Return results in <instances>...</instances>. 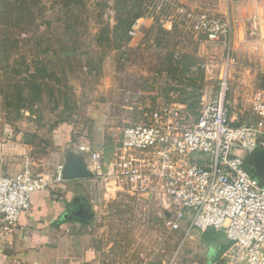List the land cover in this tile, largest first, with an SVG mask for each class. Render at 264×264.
Listing matches in <instances>:
<instances>
[{"label":"rangeland","instance_id":"rangeland-1","mask_svg":"<svg viewBox=\"0 0 264 264\" xmlns=\"http://www.w3.org/2000/svg\"><path fill=\"white\" fill-rule=\"evenodd\" d=\"M209 5L0 0V131L47 136L61 123L83 130L92 111L119 131L144 111L173 102L195 114L217 93L229 54L235 61L227 68L226 102L232 120L249 123L245 110L264 95V34L243 20L234 25L235 45L234 37L206 42L190 17L201 7L208 17L226 18L232 8L220 0L212 13ZM136 16L141 31L130 37L126 28ZM250 159L248 171L263 184L264 150ZM99 208L89 235L104 264L211 262L215 246L209 248L203 233L192 231L181 246L183 233L170 232L144 204L118 189Z\"/></svg>","mask_w":264,"mask_h":264},{"label":"built area","instance_id":"built-area-1","mask_svg":"<svg viewBox=\"0 0 264 264\" xmlns=\"http://www.w3.org/2000/svg\"><path fill=\"white\" fill-rule=\"evenodd\" d=\"M192 29L206 42L228 40L232 21L200 15L192 18ZM140 20L128 36L140 32ZM227 56L222 82L215 95L194 114L185 103L161 104L144 111L135 122H127L111 147L110 176L105 175L98 152L79 146L92 162L89 197L98 203L95 186L110 192L108 181L172 233L192 231L222 233L232 242L216 263L264 264V183L245 168L243 157L264 150V95L250 105L251 121L235 122L226 102ZM55 180L61 181L58 168ZM53 178L25 168L0 176L1 231L11 233L19 217L31 210V197L45 190ZM168 264H174L170 261Z\"/></svg>","mask_w":264,"mask_h":264},{"label":"crops","instance_id":"crops-1","mask_svg":"<svg viewBox=\"0 0 264 264\" xmlns=\"http://www.w3.org/2000/svg\"><path fill=\"white\" fill-rule=\"evenodd\" d=\"M179 1L185 6L197 7L210 2L207 9L210 8L214 13V6H218L220 0ZM225 1L232 6L224 14L232 21L231 37H234V43L231 44L235 45L234 25L243 20H247L256 34L263 36L264 0ZM197 9L196 15L188 17L192 19L205 15L200 12L203 10L201 7ZM185 12L188 13V9ZM137 20L141 23L140 18ZM249 110L250 106L245 111ZM87 123L83 130L61 123L53 127L47 136L16 132L7 127L0 131V176L29 168L47 174V178H53L45 190L32 195L30 212L19 217L11 233H3L0 222V264H104L89 232L92 223L98 219L100 203L110 192L101 191L103 185L95 186L98 189L95 194L98 203L89 197L92 162L89 154L80 151L79 146L86 145L93 152H98L105 166V175L110 176L111 147L119 131L107 128L103 113L98 111L89 112ZM239 155L246 157L244 153ZM58 168L63 178L61 181L55 180ZM62 172L69 177H63ZM72 172L77 176L72 177ZM84 172H88L89 176H82ZM108 183V187L117 189L110 185L111 181ZM186 241L187 238H183L181 246ZM217 244L209 248H216ZM214 260L215 252L209 261Z\"/></svg>","mask_w":264,"mask_h":264},{"label":"trees","instance_id":"trees-1","mask_svg":"<svg viewBox=\"0 0 264 264\" xmlns=\"http://www.w3.org/2000/svg\"><path fill=\"white\" fill-rule=\"evenodd\" d=\"M135 18H136L135 20H132L129 23L128 28H126L127 33H128V30H129L130 26L133 24V22H135L137 19H139L138 16H136ZM188 108L191 110V108L189 106H188ZM248 160H249V158H246L245 161H244V165H245V168L247 170H249L248 167H247ZM248 165H249V163H248ZM202 235L204 236L205 240L207 241L208 246H212V245H215L217 243H223L225 241L223 235H220V233H215V232L210 231V230L204 232ZM218 236H220V237H218ZM217 240H220V241L217 242Z\"/></svg>","mask_w":264,"mask_h":264},{"label":"water","instance_id":"water-1","mask_svg":"<svg viewBox=\"0 0 264 264\" xmlns=\"http://www.w3.org/2000/svg\"><path fill=\"white\" fill-rule=\"evenodd\" d=\"M243 159H246V157H243ZM249 162H252L251 159L248 160V163ZM62 173H63V177H69L68 175L64 174V172H62ZM71 176L73 177V176H77V175H75L72 172ZM82 176L88 177L89 174H88V172H84ZM231 244H232V242H226V241H224L223 243H218L216 248H215V260L212 263L218 262L220 260L221 256L223 255V253L230 247Z\"/></svg>","mask_w":264,"mask_h":264}]
</instances>
